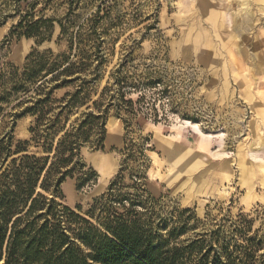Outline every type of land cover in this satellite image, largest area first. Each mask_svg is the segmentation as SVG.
Returning <instances> with one entry per match:
<instances>
[{
  "label": "rangeland",
  "instance_id": "obj_1",
  "mask_svg": "<svg viewBox=\"0 0 264 264\" xmlns=\"http://www.w3.org/2000/svg\"><path fill=\"white\" fill-rule=\"evenodd\" d=\"M249 1L255 20L247 25L241 0H0V89L1 75L23 70L32 53L69 54L79 31L91 56L83 77L93 79L91 101L113 85L122 105L119 114L111 107L103 149L82 150L83 171L96 180L79 189L84 173L68 178L63 204L103 232L121 219L158 240L174 230L172 242L234 249L249 240L264 264V11ZM23 16L53 20L50 36L8 37ZM20 100L4 113H16ZM5 121L0 134L11 127L16 141L32 139L34 117ZM28 150L43 155L34 142Z\"/></svg>",
  "mask_w": 264,
  "mask_h": 264
},
{
  "label": "trees",
  "instance_id": "obj_2",
  "mask_svg": "<svg viewBox=\"0 0 264 264\" xmlns=\"http://www.w3.org/2000/svg\"><path fill=\"white\" fill-rule=\"evenodd\" d=\"M61 26L66 34L67 28ZM52 27L51 19L35 21L23 16L8 37L42 42ZM81 36L78 31L70 37L69 54L52 59L50 52H34L23 70L12 67L8 78L1 75V124L9 122L7 117L26 115L35 122L30 141H16L11 127L0 134V264H256V246L249 240L234 249L229 244L214 247L207 240L172 242L181 233L177 230L171 241L158 240L135 221L121 219L114 225L104 224L103 232L62 203V186L68 178L84 173L79 189L96 180L91 169L83 171L82 150L88 145L103 149L111 107L118 114L122 108L121 103H114L113 85L106 86L97 101H91L93 79L83 78L92 66L91 56L81 47ZM113 77L123 103L121 79ZM67 87L75 90L60 99L54 97L56 90ZM19 97L14 108L20 109L5 114L3 105ZM84 107L81 116L68 126L70 117ZM32 142L42 148V156L29 153Z\"/></svg>",
  "mask_w": 264,
  "mask_h": 264
},
{
  "label": "bare ground",
  "instance_id": "obj_3",
  "mask_svg": "<svg viewBox=\"0 0 264 264\" xmlns=\"http://www.w3.org/2000/svg\"><path fill=\"white\" fill-rule=\"evenodd\" d=\"M240 1V0H239ZM249 0H241V5H239V11H238V13H244L247 17L246 18H248L247 19V25H249V24H251L252 23V21H253V17L251 16V14H250V12L248 11V7L250 6L249 5ZM252 7V6H251ZM259 8L262 10V11H264V5H260L259 6ZM250 9V8H249ZM251 10V9H250ZM236 12H237V10H236ZM253 12V11H252ZM254 13V12H253ZM211 15V14H210ZM255 20V19H254ZM246 21V20H245ZM203 23V22H202ZM244 23V22H243ZM245 24V23H244ZM241 25V24H240ZM245 26V25H244ZM251 27V26H250ZM208 28V27H207ZM243 29H245V28H243ZM233 30V29H232ZM236 30H238L239 31V29L238 28H236ZM250 31V30H249ZM243 32V31H242ZM249 60V59H248ZM254 60V59H253ZM189 126V128H192L194 131H195V133H197V134H201V129H200V127L198 126V125H196V124H188Z\"/></svg>",
  "mask_w": 264,
  "mask_h": 264
},
{
  "label": "crops",
  "instance_id": "obj_4",
  "mask_svg": "<svg viewBox=\"0 0 264 264\" xmlns=\"http://www.w3.org/2000/svg\"><path fill=\"white\" fill-rule=\"evenodd\" d=\"M259 2H260V3H258L257 5H259V6H260V5H264V0H260Z\"/></svg>",
  "mask_w": 264,
  "mask_h": 264
}]
</instances>
